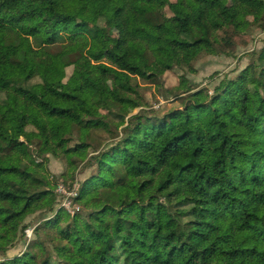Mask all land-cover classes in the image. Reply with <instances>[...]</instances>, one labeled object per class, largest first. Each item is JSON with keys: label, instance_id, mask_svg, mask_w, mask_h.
I'll list each match as a JSON object with an SVG mask.
<instances>
[{"label": "trees", "instance_id": "trees-1", "mask_svg": "<svg viewBox=\"0 0 264 264\" xmlns=\"http://www.w3.org/2000/svg\"><path fill=\"white\" fill-rule=\"evenodd\" d=\"M248 16L264 27V0H0V254L56 202L34 146L94 169L86 215L60 207L0 264H264V47L209 99L182 74L162 115L139 82L231 48Z\"/></svg>", "mask_w": 264, "mask_h": 264}, {"label": "rangeland", "instance_id": "rangeland-1", "mask_svg": "<svg viewBox=\"0 0 264 264\" xmlns=\"http://www.w3.org/2000/svg\"><path fill=\"white\" fill-rule=\"evenodd\" d=\"M175 2L176 0H171ZM163 10L167 16H173L169 6L165 4ZM248 29L244 31L230 30L228 34L233 38L234 44L231 48L219 50L218 53H203L194 62L191 67H183V69L175 68L163 73L160 85L148 83L139 78L142 85V93L145 99V109L149 111H156L162 115L169 109L180 106L181 102L175 95L180 89V76L185 74L186 77L194 85L196 91L201 99H209L215 91V88L226 77L232 78L243 70L251 61L252 53L259 51L264 47V27H259L256 24L253 16L247 17ZM222 35H224L222 33ZM73 66L67 67V77L72 74ZM35 91H37L35 89ZM133 113L139 109H131ZM29 130L33 129L32 126L28 127ZM23 139V138H21ZM73 145L74 142H71ZM34 159L40 166H37L42 175L46 176L50 181L48 188L54 189L56 194V202L53 209L48 207L37 208L25 219V224L28 225L25 235L20 234V238L15 241L16 245L11 246L7 252L0 254V260L3 258H12L22 253L27 244L33 239H40L46 241L44 234L37 237L38 234L35 228L44 223L45 217L55 215L60 207H64L70 215L80 213L86 215L87 210L82 208L73 200V195L79 190L80 184L94 171L93 168L85 167L86 161H81L73 171L71 169L67 158L54 154L52 148H46L37 152L34 146ZM74 174V176H73ZM77 206L79 209L77 210ZM70 220V218L68 219ZM67 221H62L65 226ZM52 247V244L49 243ZM54 264H57L54 262Z\"/></svg>", "mask_w": 264, "mask_h": 264}, {"label": "built area", "instance_id": "built-area-1", "mask_svg": "<svg viewBox=\"0 0 264 264\" xmlns=\"http://www.w3.org/2000/svg\"><path fill=\"white\" fill-rule=\"evenodd\" d=\"M77 193H75L73 196H75ZM79 209V206H77V210Z\"/></svg>", "mask_w": 264, "mask_h": 264}]
</instances>
